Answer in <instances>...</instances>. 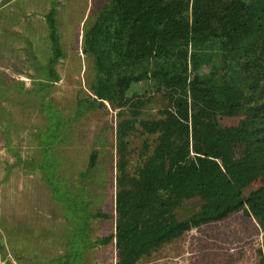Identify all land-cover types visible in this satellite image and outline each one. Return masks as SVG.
Listing matches in <instances>:
<instances>
[{
  "label": "trees",
  "instance_id": "obj_1",
  "mask_svg": "<svg viewBox=\"0 0 264 264\" xmlns=\"http://www.w3.org/2000/svg\"><path fill=\"white\" fill-rule=\"evenodd\" d=\"M47 21V67L57 81L64 50L55 8ZM84 47L95 68L84 101L108 102L120 118L115 215L97 214L114 219V232L99 239L114 245L113 264H137L153 248L236 213L264 235V0H110L87 26ZM155 97L162 104L152 116ZM222 116L239 122L225 126ZM139 128L156 141L131 167L128 138ZM97 158L93 151L88 170ZM86 220L77 232L83 242ZM84 244L64 262L84 264ZM257 251L256 264H264V248Z\"/></svg>",
  "mask_w": 264,
  "mask_h": 264
},
{
  "label": "rangeland",
  "instance_id": "obj_2",
  "mask_svg": "<svg viewBox=\"0 0 264 264\" xmlns=\"http://www.w3.org/2000/svg\"><path fill=\"white\" fill-rule=\"evenodd\" d=\"M109 1L0 0V264H66L62 258L84 242V264L116 260L114 245L99 241L114 232V219L97 214L115 215L120 118L108 102L84 101L95 81L85 30ZM52 8L64 50L55 64L57 81L47 67ZM161 104L155 97L148 112L156 116ZM238 122L221 117L228 127ZM155 141L140 128L129 135L131 167ZM93 151L98 158L88 170ZM259 186L257 180L245 193ZM81 219L87 221L84 242L77 234ZM261 247L259 225L236 213L153 248L137 264H256Z\"/></svg>",
  "mask_w": 264,
  "mask_h": 264
}]
</instances>
